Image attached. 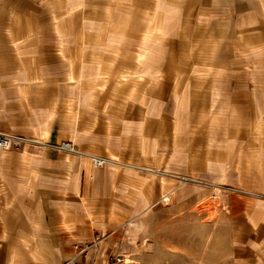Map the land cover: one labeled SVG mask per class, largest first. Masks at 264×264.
Listing matches in <instances>:
<instances>
[{"label": "crops", "instance_id": "0c3cea01", "mask_svg": "<svg viewBox=\"0 0 264 264\" xmlns=\"http://www.w3.org/2000/svg\"><path fill=\"white\" fill-rule=\"evenodd\" d=\"M0 133V264H264V0H0Z\"/></svg>", "mask_w": 264, "mask_h": 264}, {"label": "built area", "instance_id": "2783aa9c", "mask_svg": "<svg viewBox=\"0 0 264 264\" xmlns=\"http://www.w3.org/2000/svg\"><path fill=\"white\" fill-rule=\"evenodd\" d=\"M26 142L27 140L20 136L0 133L1 150L20 149ZM54 148L58 151L69 154L78 153L71 142H62ZM91 160L93 166L96 168L102 167L106 162L104 158L91 157ZM167 200L168 198L166 196L161 199L163 202H166ZM102 239V236L96 235L89 243L75 245L72 256L62 264H99L91 259V253L96 252L99 249V244ZM134 258V255L129 253H117L107 262L100 264H140Z\"/></svg>", "mask_w": 264, "mask_h": 264}, {"label": "rangeland", "instance_id": "374dc122", "mask_svg": "<svg viewBox=\"0 0 264 264\" xmlns=\"http://www.w3.org/2000/svg\"><path fill=\"white\" fill-rule=\"evenodd\" d=\"M131 233H132L131 234V239H129V240H130V242H132V244H131V248L132 249H131V252H129V253H132L134 255V257H135L134 259L137 262H139L138 257H139V250H140L139 249L140 248V242H139L140 231L138 229L132 227ZM181 249H183V248H181ZM184 249H186V248H184Z\"/></svg>", "mask_w": 264, "mask_h": 264}]
</instances>
